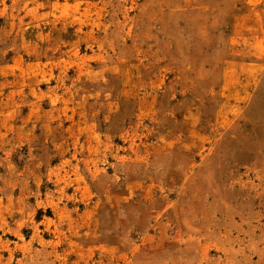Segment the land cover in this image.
<instances>
[{
    "label": "rangeland",
    "instance_id": "374dc122",
    "mask_svg": "<svg viewBox=\"0 0 264 264\" xmlns=\"http://www.w3.org/2000/svg\"><path fill=\"white\" fill-rule=\"evenodd\" d=\"M0 264H264V0H0Z\"/></svg>",
    "mask_w": 264,
    "mask_h": 264
}]
</instances>
